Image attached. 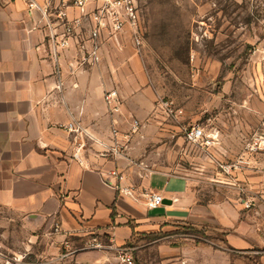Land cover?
Returning <instances> with one entry per match:
<instances>
[{
  "label": "crops",
  "instance_id": "crops-1",
  "mask_svg": "<svg viewBox=\"0 0 264 264\" xmlns=\"http://www.w3.org/2000/svg\"><path fill=\"white\" fill-rule=\"evenodd\" d=\"M100 2L88 0L86 11ZM60 9L69 20L82 14L73 0H33V5L0 0V264L21 262L22 252L8 244L13 221L43 230L54 250L67 241L70 247L83 245L92 237L123 246L156 235L150 250L171 264H233V250L263 251L264 168L257 165L252 172L258 186L252 219L245 200L206 203L193 178L144 170L148 158L134 160L141 154L135 149L149 143L143 127L154 117L156 94L132 31L105 34L101 62L86 63L74 40L68 48L54 45L52 30L62 32ZM83 31L87 37V28ZM109 90H117L121 99L114 113L104 99ZM133 119L141 130L127 138ZM72 122L84 130L79 138L67 129ZM113 127L126 146L120 155L110 149ZM215 132L224 135L222 129ZM212 144L229 154V140ZM260 156L252 161L261 164ZM124 160L132 165L127 168ZM121 164L127 169L121 171ZM146 193L162 195L163 204L148 207ZM203 226L224 233L227 248L196 242L184 229ZM104 252L101 260L111 254L116 261L114 251ZM255 260L264 264V254Z\"/></svg>",
  "mask_w": 264,
  "mask_h": 264
},
{
  "label": "rangeland",
  "instance_id": "rangeland-1",
  "mask_svg": "<svg viewBox=\"0 0 264 264\" xmlns=\"http://www.w3.org/2000/svg\"><path fill=\"white\" fill-rule=\"evenodd\" d=\"M138 5L143 38L138 52L156 107L143 127L149 143L141 149L137 144L135 151L142 156L134 160L147 157L146 171L193 178L206 203L245 200L249 219L255 218L251 208L258 186L252 172L264 168V152L251 153L245 146L254 135H264V0H140ZM195 125L205 133L197 142L185 135V129ZM221 138L230 141L227 155L222 148H211ZM82 145L86 149L87 143ZM260 154L261 164H256L252 158ZM119 168L127 169L122 164ZM243 169L250 172L241 177ZM13 222L8 244L22 252L18 264H116L111 254L101 260L102 250H77L84 244L67 248L61 243L54 250L43 230ZM184 229L196 242L227 248L220 231L207 226ZM157 237H142L133 244L138 264H171L150 250V241ZM231 253L233 264H257L255 257L264 250Z\"/></svg>",
  "mask_w": 264,
  "mask_h": 264
},
{
  "label": "built area",
  "instance_id": "built-area-1",
  "mask_svg": "<svg viewBox=\"0 0 264 264\" xmlns=\"http://www.w3.org/2000/svg\"><path fill=\"white\" fill-rule=\"evenodd\" d=\"M30 5H33V0H23ZM88 0H73V4L81 10L80 17L69 20L65 10L60 9L57 17L61 21L62 32H54L52 37L55 47L68 48L71 40H74L79 48L85 53L83 61L90 64H99L101 62V42L105 34L116 37L119 33L126 29H130L133 34L134 43L139 48L143 43L142 33L140 32V0H101L96 7L90 11H86V3ZM83 27L87 28L88 35H84ZM105 102L109 110L114 113L121 106V99L117 90H109L104 94ZM168 108V103H165ZM140 128V123L137 119H133L130 124L129 133L126 137L136 133ZM67 129L75 134V137H80L84 130L79 124L74 122L67 125ZM186 138L189 141L197 142L204 138L205 133L203 127L195 125L191 129H185ZM119 130L116 127L112 128L113 146L110 148L115 154L121 153V149L125 148L118 141ZM128 141V140H127ZM245 150L251 153L264 152V135H254L246 144ZM123 176L119 177L120 181ZM129 195H132L131 189H123ZM146 204L150 208H157L163 204V196L158 193H146ZM58 226H55V231H58ZM67 248H71L69 242H65ZM79 251L82 250H112L116 253V264H138L134 257L135 247L133 245L117 246L111 240L104 242L98 237H92L87 240ZM75 250V251H77Z\"/></svg>",
  "mask_w": 264,
  "mask_h": 264
},
{
  "label": "trees",
  "instance_id": "trees-1",
  "mask_svg": "<svg viewBox=\"0 0 264 264\" xmlns=\"http://www.w3.org/2000/svg\"><path fill=\"white\" fill-rule=\"evenodd\" d=\"M114 215V214H113Z\"/></svg>",
  "mask_w": 264,
  "mask_h": 264
}]
</instances>
